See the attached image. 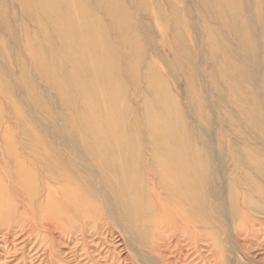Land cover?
I'll use <instances>...</instances> for the list:
<instances>
[{
    "label": "rangeland",
    "instance_id": "rangeland-1",
    "mask_svg": "<svg viewBox=\"0 0 264 264\" xmlns=\"http://www.w3.org/2000/svg\"><path fill=\"white\" fill-rule=\"evenodd\" d=\"M24 1L0 0L1 149L18 157L32 149L48 151L66 166L74 160L78 165L73 169L79 172L83 165L85 173L102 179L88 156L93 144L89 135L97 123L113 116L111 124H116L120 114L124 126L134 131L126 133L138 145L134 157L146 163L155 152L148 111L164 116L165 121H153L161 128L162 123L171 125L187 141L186 152L198 154L204 163L207 153L212 155L206 178L216 196L208 195L205 252L215 258L208 264H264V217L249 206L264 209V192L254 185H264V177L257 178L264 172L252 162L264 158V0H110L115 11L100 0H84L110 59L111 74L104 79L114 84L111 92L103 83L94 106L98 114L87 123L83 97L62 83L75 76L66 74L74 63L59 68L51 62L60 58L54 50L58 43L50 25ZM49 2L61 7L60 0ZM43 62H51L54 80L41 69ZM108 93L117 100L112 111L103 103ZM113 137L118 136L108 138ZM84 171L80 174L85 177ZM11 176L18 186L17 173ZM2 186L7 190L6 182ZM20 195L7 192L3 201L0 264H138L100 210L92 220L73 213L63 221L59 214L46 216L45 210L32 217L27 197ZM220 201L225 226L213 212ZM57 204L59 211H70L60 199ZM235 212L239 222L233 220ZM156 234L173 257L188 260L195 232L169 224Z\"/></svg>",
    "mask_w": 264,
    "mask_h": 264
},
{
    "label": "bare ground",
    "instance_id": "bare-ground-1",
    "mask_svg": "<svg viewBox=\"0 0 264 264\" xmlns=\"http://www.w3.org/2000/svg\"><path fill=\"white\" fill-rule=\"evenodd\" d=\"M49 1L25 0L24 2L34 16H38V19L44 18L43 20L50 25L51 35L55 44L58 43V48L54 50L60 57L59 59L58 57L50 58L51 62L63 68L66 67L65 62L66 64L74 63V67L70 68L69 72L66 71V74L74 73L75 76L63 80L62 83L67 87L65 88L67 91L72 88L76 95L83 97L81 104L86 108L87 113L82 119L83 123L85 120L87 123L98 114L94 106L98 104L99 91L103 83L109 91L113 92L114 84L104 79L111 74L110 59L106 56V51L102 49L98 37L100 34L96 32L88 17L84 0H60L61 7H53ZM100 2L115 11L114 4L110 3V0H100ZM41 26H43L41 28L43 32L47 31L44 25L41 24ZM46 33L48 35V32ZM86 47L88 51H84L83 48ZM87 53H89L88 57L85 56ZM51 62H43L41 69L47 71V75L54 80L55 74L49 67ZM111 95L112 93H108V96L103 98V103L108 105L110 111L113 109L114 101L115 103L117 101L113 99L114 94ZM89 105L92 108H89ZM115 105L117 107V104ZM116 113H118L117 108ZM147 115L153 137L150 144L155 152L146 163L141 157L137 159L134 157L132 150L138 145L133 144L126 134L128 130L132 133L134 131L126 128V124L124 126L120 114L116 124H111L112 116L107 121L97 123L95 130L89 135L93 139V144L89 148L88 156L91 163L99 166L106 189L101 186L100 177L96 178L91 173H85L83 165L79 172L75 170L78 163L74 160L71 162L73 166L69 167L59 156L51 155L48 151L41 154L34 149L27 156L18 157L6 148L1 149L0 145V212L3 210L2 205L7 192L15 196L17 193L21 196L22 192L27 197L28 203L25 205L32 217L45 210L46 216L59 214L58 217H61L63 221L73 213L92 220L100 210L109 222L113 234L118 233L122 236L123 249L132 255L138 264L211 263L209 261L215 258V254L212 252L209 256L208 251L205 252L208 248L205 235L210 218L208 195L211 193L212 196H216L215 188L206 178V171L211 168L208 162H211L212 155L207 153L205 157L207 162H202L198 154L185 151L184 148L188 146L187 141L179 139V134L171 125L162 123L163 128H161L155 124L156 119L165 121L164 116L151 115L149 111ZM150 122H154L155 130L152 129ZM113 134H117L118 137L109 139L108 137H112ZM157 143L163 145L161 150L160 146L159 149L157 148ZM164 147L166 150L162 153ZM8 152L11 154L9 155ZM166 152L169 154L164 156ZM21 158L23 160H20ZM252 162L264 172V158H258ZM13 171L17 173L18 186L14 185L12 180ZM83 171L86 178L84 174H80ZM258 175V179L264 177L262 172ZM34 179L39 184H35ZM2 181L7 183V190L2 186ZM254 185L260 192H264V185L260 182H254ZM58 199L70 208L69 212L58 210ZM218 203H220L219 208L216 202L213 212L220 218L218 223L225 226L223 220L226 219V211L222 202ZM249 204L253 212L264 217L262 206ZM237 215V212L233 214V217L236 216L233 220L238 221L239 215L238 217ZM169 224L181 227L188 232H195L196 242L193 252L187 251L188 260L182 256L173 257L168 247L155 239L156 232L166 230ZM224 236L226 239L229 238L226 233ZM162 249L165 252L161 251Z\"/></svg>",
    "mask_w": 264,
    "mask_h": 264
}]
</instances>
